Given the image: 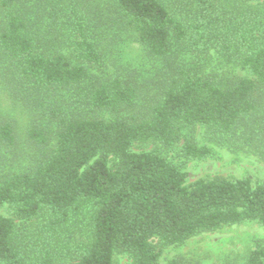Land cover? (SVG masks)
<instances>
[{
    "label": "trees",
    "instance_id": "obj_1",
    "mask_svg": "<svg viewBox=\"0 0 264 264\" xmlns=\"http://www.w3.org/2000/svg\"><path fill=\"white\" fill-rule=\"evenodd\" d=\"M258 1L109 0L106 22L76 5L6 15L1 77L30 111L26 139L35 153L25 171L0 175V209L11 215L0 216V264H158L163 250L198 234L246 222L264 228L263 182L187 183L158 152L132 151L182 141L185 162L205 161L213 153L195 142L197 128L250 150L264 145ZM117 33L160 62L152 78L139 82L109 62L102 36L114 42ZM207 52L249 77L231 81L180 64L183 54ZM16 143L13 124L1 123L0 147ZM245 264H264V246Z\"/></svg>",
    "mask_w": 264,
    "mask_h": 264
},
{
    "label": "rangeland",
    "instance_id": "obj_2",
    "mask_svg": "<svg viewBox=\"0 0 264 264\" xmlns=\"http://www.w3.org/2000/svg\"><path fill=\"white\" fill-rule=\"evenodd\" d=\"M108 2L109 0H0V23L9 13L35 16L53 8L75 5L79 9H89L93 19L106 22L104 10L109 7ZM252 5L259 16V23L264 27V0ZM116 35L114 42L111 37L105 39L102 36L103 44L109 48L107 50L109 62L113 61V64L123 66L134 73L139 82L152 78L159 69L160 62L148 57L144 49L130 41L127 35L122 33ZM180 64L186 69L197 65L204 75L231 81L249 77L247 72L233 61L218 58L213 52L183 54L180 56ZM108 70L113 72L114 67L109 64ZM2 71L0 58V124L3 122L13 124L17 143L11 150L0 147V175L25 171L35 153L26 139V131L30 126V111L11 99L2 81ZM102 116L108 118L105 113ZM194 139L198 145L209 147L213 153L212 157L202 162H185L179 155L182 141L170 150H165L159 145L145 144L134 145L132 151L158 152L186 174L187 183L216 177L228 180L248 177L253 184L257 181L264 183V145H260L256 150H250L234 141L211 140L201 128L195 130ZM0 216L11 217L7 208L0 209ZM16 223L20 224L19 221ZM258 245L264 246V228L257 223L246 222L226 226L215 232L201 233L188 240L183 246L167 248L163 250L158 264H168L172 260H176L178 264H245L250 252ZM114 262L125 264L127 261L125 258L116 257ZM63 264L71 263L67 261Z\"/></svg>",
    "mask_w": 264,
    "mask_h": 264
}]
</instances>
